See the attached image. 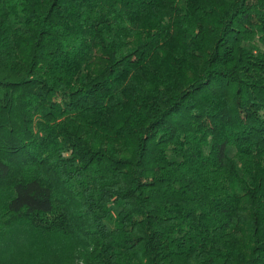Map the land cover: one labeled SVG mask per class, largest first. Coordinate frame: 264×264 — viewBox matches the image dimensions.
Returning a JSON list of instances; mask_svg holds the SVG:
<instances>
[{
    "label": "trees",
    "instance_id": "obj_1",
    "mask_svg": "<svg viewBox=\"0 0 264 264\" xmlns=\"http://www.w3.org/2000/svg\"><path fill=\"white\" fill-rule=\"evenodd\" d=\"M0 264H264V0H0Z\"/></svg>",
    "mask_w": 264,
    "mask_h": 264
}]
</instances>
